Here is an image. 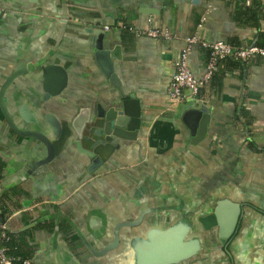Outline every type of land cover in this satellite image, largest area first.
Listing matches in <instances>:
<instances>
[{
  "label": "crops",
  "instance_id": "obj_1",
  "mask_svg": "<svg viewBox=\"0 0 264 264\" xmlns=\"http://www.w3.org/2000/svg\"><path fill=\"white\" fill-rule=\"evenodd\" d=\"M63 14L68 21L52 52ZM146 27L173 38L130 31ZM96 28L119 58L142 114L137 140L124 143L93 176L70 123L80 108L117 94L93 62L87 30ZM192 36L264 46V0H0V87L16 67L33 70L6 91L7 110L19 129L43 131L54 148L53 160L32 169L47 149L16 135L0 111V215L24 259L137 264L135 246L146 233L184 222L191 225L186 240L197 238L200 248L176 264H264V59L216 68L197 98L209 110L207 130L192 144L182 109L190 101L174 102L167 92ZM207 56L199 44L191 46L194 77L203 76ZM45 57L67 74L64 91L47 100L35 69ZM20 107L37 121L55 116L69 138L24 123ZM224 199L241 207L225 247L217 227L206 231L198 222ZM116 232L119 243L112 244Z\"/></svg>",
  "mask_w": 264,
  "mask_h": 264
},
{
  "label": "water",
  "instance_id": "obj_2",
  "mask_svg": "<svg viewBox=\"0 0 264 264\" xmlns=\"http://www.w3.org/2000/svg\"><path fill=\"white\" fill-rule=\"evenodd\" d=\"M200 1L192 0V3L198 5ZM67 21L68 17L63 14L60 19V35L52 52L58 45ZM87 34L91 36L90 49L93 50L95 66L117 93L108 95L103 102H96L80 108L70 123L77 140L73 143L89 161L88 173L95 176L100 166L107 162L116 151L126 146L124 143L137 140L142 107L140 100L125 83L119 58L114 55L110 48L109 41L104 37V31L99 28L88 29ZM47 61V57L43 58L35 68L41 74L44 100L59 96L67 85L65 69L56 64H48ZM32 72L16 67L8 75L0 87V111L9 129L16 135L23 138H33L44 144L47 149V156L31 167L35 169L53 160V143L44 135L43 131L19 129L5 104L6 91L13 82ZM182 109L185 113L184 119L186 117L189 119V123L186 125L190 131V142L192 144L198 143L206 133L209 110L206 104L199 100L187 102ZM18 115L21 121L26 124H41L42 129L49 128L55 139L67 140L69 138L68 132L62 130L57 118L51 114H46L42 121H37L26 109L20 107L18 108ZM50 198L53 200L52 197ZM240 215L241 207L224 199L217 201L212 213L198 218V222L206 231L212 227H217L219 242L225 247L237 230ZM0 221L5 223L3 215H0ZM190 229L191 225L183 222L177 223L162 232L155 233L152 230L150 233H146L145 238L138 241V245L135 246L137 264H176L188 259L200 248L197 238L186 240ZM118 243L119 237L116 232L112 244ZM112 244L108 245L100 254L107 252Z\"/></svg>",
  "mask_w": 264,
  "mask_h": 264
},
{
  "label": "built area",
  "instance_id": "obj_3",
  "mask_svg": "<svg viewBox=\"0 0 264 264\" xmlns=\"http://www.w3.org/2000/svg\"><path fill=\"white\" fill-rule=\"evenodd\" d=\"M130 31L137 33L140 36L148 38H163L170 40L173 38L167 32H163L158 28L146 27L143 30ZM185 47L182 49L179 58L174 64V73L172 75L168 95L174 102L184 103L187 101L197 100L201 88L209 82L215 72L218 62L222 59L231 57L235 60H240L244 63H250L256 57L264 59V47L257 45H232L225 42H202L197 37H187ZM199 44L202 48L208 51V57L205 63V71L201 78H196L192 74L188 65V56L191 46ZM9 233L3 223L0 221V264H13L18 261L21 264H31L28 260L12 256L14 251H11L4 246V243L9 241Z\"/></svg>",
  "mask_w": 264,
  "mask_h": 264
},
{
  "label": "trees",
  "instance_id": "obj_4",
  "mask_svg": "<svg viewBox=\"0 0 264 264\" xmlns=\"http://www.w3.org/2000/svg\"><path fill=\"white\" fill-rule=\"evenodd\" d=\"M254 45H257V44H254ZM257 46H262V45H257ZM262 47H264V46H262ZM207 52H208V51H207ZM207 57H208V56H207ZM257 58H259V57H257ZM226 61H228V62H230V63H232V64L243 65V66L246 65V64H249V63H244V62H242V61H240V60H235V59H233V58H231V57H228V58H225V59L220 60V61L218 62L217 68H218L222 63H224V62H226ZM213 75H214V73H213ZM213 75H212V77H213ZM212 77H211V79H212ZM211 79H210L209 81H211ZM199 95H200V92H199L198 96H199ZM243 116H244V115H243ZM4 246L7 247L8 249H10L11 251H14V252H13L14 254H13L12 256H14V257H16V258L19 257V258L24 259V256H22L20 253L17 252L18 246H16V244L13 243L12 235H11L10 240L4 243ZM13 264H21V263L18 262V261H15V262H13Z\"/></svg>",
  "mask_w": 264,
  "mask_h": 264
}]
</instances>
